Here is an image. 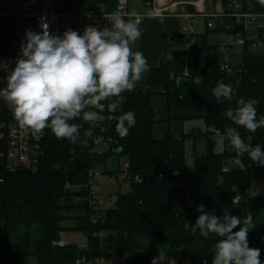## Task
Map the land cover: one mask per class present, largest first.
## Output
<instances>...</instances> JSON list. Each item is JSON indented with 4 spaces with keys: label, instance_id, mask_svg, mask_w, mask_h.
Here are the masks:
<instances>
[{
    "label": "trees",
    "instance_id": "16d2710c",
    "mask_svg": "<svg viewBox=\"0 0 264 264\" xmlns=\"http://www.w3.org/2000/svg\"><path fill=\"white\" fill-rule=\"evenodd\" d=\"M60 1L62 9L76 12L99 6L112 13L118 4V0ZM206 2L210 13L226 15L236 3L242 13L264 15L261 0ZM187 9L195 12L193 6ZM213 21L214 29L208 27L209 20L202 19L194 35L181 31L177 34L183 45L194 38L192 51L197 53L187 76L186 53L177 44L168 45L160 66L147 73L148 86L161 88L168 112H203L200 118L206 132L195 130L177 138L169 131L163 139H156L153 129L157 121L152 105L155 95L149 91H125L110 98L122 99L113 121L99 118L94 125L82 117L70 121L81 125L76 144L57 139L50 129H44L40 141L42 157L36 170H11L5 145H0V264H75L81 258L92 262L112 257L120 258L122 264H153L160 253L178 264L185 260L191 264L207 260L212 264L215 245L222 238L210 234L205 239L199 230L192 233L184 227L186 222L195 223L201 214L196 210L200 204L217 217L229 213L243 220L251 213L255 226L249 230L248 244L260 249L259 259L264 264V193L250 197L247 186L251 175L260 170L264 173V166L252 162L247 153L238 156L225 135L226 128L235 127L245 143H259L264 151V127L252 133L223 115L228 108L238 107L237 101L243 98L255 106L257 121L264 117V30H257L254 41L262 43L261 51L253 50V42L247 41L238 60L230 63L228 54L219 52L223 44L212 43L210 37H234L238 32L245 36L244 26L228 17ZM0 57L13 58L9 26L0 25ZM227 62L233 71L230 75L222 71ZM7 76L6 70H0V89L6 87ZM219 82L232 86L231 101L220 104L214 99L212 92ZM91 110L99 114L97 109ZM129 111L135 114L136 123L121 137L116 124ZM12 121L10 104L0 98V132H7ZM89 127H94L93 135L85 137L83 132ZM218 133L225 137L223 153L215 152ZM203 140L205 152L198 156L197 146ZM188 142L193 143L192 170L187 167ZM121 158L128 164L129 179L125 183L129 190L116 195L114 209L93 205L96 198L92 196V178L99 168L106 170ZM122 172L117 168L104 174L112 177ZM237 197L241 199L239 205L233 203ZM188 198L196 205H190ZM238 230L239 226L233 229ZM67 231L85 233L88 249L61 245Z\"/></svg>",
    "mask_w": 264,
    "mask_h": 264
},
{
    "label": "clouds",
    "instance_id": "9594fccd",
    "mask_svg": "<svg viewBox=\"0 0 264 264\" xmlns=\"http://www.w3.org/2000/svg\"><path fill=\"white\" fill-rule=\"evenodd\" d=\"M130 15L135 17L136 13ZM41 28L40 33L25 30L21 55L6 78V87L0 89V98L13 106L19 127L30 129L36 139L42 138L48 128L57 139L76 144L81 125L70 121L82 117L94 125L99 114L91 109H102V102L133 91L142 75L151 70L143 53L132 49L142 34L139 22L126 21L117 12L111 16V27L102 30L86 25L83 34L68 29L63 36H56L49 32L46 17L41 18ZM212 95L222 104L233 99L234 90L230 84L219 82ZM237 104L235 109L223 112L228 120L252 133L264 127V117L257 121L252 102L241 98ZM135 123V114L129 111L118 118L116 131L125 137ZM93 131L94 127H89L83 135L91 137ZM225 135L238 156L247 153L252 162L264 166V151L259 143H245L235 127L226 128ZM196 210L201 214L194 224L186 222L185 229L192 233L199 230L205 239L210 234L222 238L215 245L212 264H261L260 249L248 244L249 230L255 226L251 213L242 220L229 213L217 217L205 211L203 204ZM158 261H163L162 253L153 259V264Z\"/></svg>",
    "mask_w": 264,
    "mask_h": 264
},
{
    "label": "built area",
    "instance_id": "2783aa9c",
    "mask_svg": "<svg viewBox=\"0 0 264 264\" xmlns=\"http://www.w3.org/2000/svg\"><path fill=\"white\" fill-rule=\"evenodd\" d=\"M135 1L142 2L143 0ZM171 2V0H167L165 5H160L158 2V7L155 6L146 13H139L133 7V0H118L116 11L109 13L99 6H95L89 10H82L80 12L64 10L61 7L60 0H0V25L9 26L11 30L13 51V58L7 59V64L3 69L9 74L15 67L16 59L21 55V44L25 42L26 29L37 33L43 31L41 28L42 17L47 18L49 32L56 36H63L65 31L68 29H72L80 34H83V30L86 25H92L100 28L101 30L104 28H110L111 16L113 13L117 12L120 13L126 21L128 19L137 20L139 22V27L142 25L143 20L146 17L161 19L168 15H175L184 21L181 32L187 35L195 34L196 27L200 25V21L202 19L209 20L208 27L210 29H214L216 24L213 20L228 17L233 18L239 25L243 24L245 36L238 32L234 37H229L231 40L228 41L227 44L221 45L219 48V52L221 54H228V49L231 48L241 49L247 44V41L253 42L252 49L256 51L262 44L254 41L257 39V30H264V15L242 13L240 12L239 5L236 3L229 7L230 12L228 14L222 15L218 12L210 13L207 8L206 10L200 11L197 4L193 2H185V0L181 1V3L175 5H178L179 9L174 8L175 6H170L169 3ZM204 4L206 5V3ZM209 5L211 6V3H209ZM188 6H193L195 8V12H190L187 9ZM133 12L136 13L135 17L130 15ZM227 28L233 29L232 26H228ZM167 43L168 45L177 44L185 50V76H187L188 66L193 61L194 56L197 53L192 51L194 38H191L186 45H183L181 37L177 35L168 38ZM222 71L229 75L232 74L233 71L229 62L222 65ZM121 103V98L109 99V101L104 104L102 109H97L99 111L100 120L108 122L113 121V114L117 111ZM10 107L13 114V106L11 104ZM104 113H107V115ZM218 136H220L219 133ZM40 141L41 138L36 139L30 129H21L13 115V121L7 132H0V145L2 143L5 145L6 158L9 163V168L13 171L20 169L36 170L42 157ZM234 163L240 166L241 169H244L239 161H235ZM127 169L128 164H125L124 171L122 173L110 177L111 183L114 180H118L119 182H125L128 180L129 177ZM225 171L227 172L228 170L226 169ZM97 175L98 173L95 174L91 180L92 189ZM92 191V196L96 198L95 190L93 189ZM95 203L97 202H92L93 205ZM188 203L192 206L196 205V202L190 198H188ZM84 248L88 249V245H84ZM75 264H99V262H89L86 258H81L76 261Z\"/></svg>",
    "mask_w": 264,
    "mask_h": 264
},
{
    "label": "rangeland",
    "instance_id": "374dc122",
    "mask_svg": "<svg viewBox=\"0 0 264 264\" xmlns=\"http://www.w3.org/2000/svg\"><path fill=\"white\" fill-rule=\"evenodd\" d=\"M171 1L172 2L169 3V5L175 6L176 4L181 3V1H184V0H171ZM199 1L202 2V7H203L202 9H200V11L206 10L207 5L204 4V3H207L206 0H185V2H193L195 4H198ZM158 2L157 0H143L142 1L143 5L141 7L142 9L139 8V10L142 12L144 9L146 10L148 8H154L155 6L158 7V5L160 4V3L158 4ZM137 7H140V6L137 5ZM174 8L179 9V6L177 5ZM230 40L231 38L225 35H212L210 37V41L212 43H220L223 45L227 44V42ZM258 51H261V48H258ZM228 54L229 55H227L226 57L227 60L230 63H233L238 60V57L241 54V50L239 48L238 49L231 48L229 49ZM3 65H4V59L0 57V66L3 67ZM157 116L158 117L160 116L159 112L157 113ZM195 130H199L200 132H203V133L206 132L207 129H206L205 123L201 120H196V121L185 123L184 125L185 133H191ZM215 139L217 143L215 152L223 153L225 149V144H224L225 137L215 136ZM187 150L189 153L187 167L188 169L192 170L194 168V159L192 158L194 150H193L192 142L187 143ZM197 152H198V156H202V154L205 152V141L204 140L200 141V143L198 144ZM126 162L127 161L125 158H121L117 162H112L106 168V170L103 168H99L98 175L96 176L94 183H93L94 184L93 189L96 192V200H93L92 202L96 201L104 209H114L116 207V204H117L116 195L119 192H127L129 190V186L125 182H119L118 180H114L111 183L110 177L107 174H104V172L110 171V170H117V168L124 171ZM247 186H248V194L250 197L263 194L264 193V173L263 171L260 170L259 173L251 175L248 178ZM62 238H63V241L66 242V244H74L80 247L81 249L88 242L87 235L81 231H67L62 235ZM98 262L99 264H122V260L116 257L100 259ZM31 264H36V263L32 262ZM157 264H178V263L173 259L163 258V261L162 262L158 261ZM181 264H191V262L189 260H185V261H182Z\"/></svg>",
    "mask_w": 264,
    "mask_h": 264
},
{
    "label": "crops",
    "instance_id": "0c3cea01",
    "mask_svg": "<svg viewBox=\"0 0 264 264\" xmlns=\"http://www.w3.org/2000/svg\"><path fill=\"white\" fill-rule=\"evenodd\" d=\"M137 5L140 7H137ZM142 5V2L133 0V7L137 12L140 11L139 8ZM150 9L152 8L144 9L139 13H146ZM183 24L184 21L175 15H168L161 19L155 17L144 18L142 25L139 27L142 34L136 43L132 45L133 51L142 52L150 68L159 67L165 51L168 48L167 39L177 35L181 31ZM2 59H4V65L3 67L0 66V70L7 64V59L4 57ZM147 73L142 75L141 80L137 82L135 89L131 92L139 93L149 91L155 95L152 99V105L155 112V120L157 121L153 129L156 139H163L169 131L179 138L185 133V123L196 120L203 121L200 118L203 115L201 111H173L169 113L166 107V99L161 95V88L148 86ZM158 112L159 117L157 116ZM61 245L69 244H66L62 238Z\"/></svg>",
    "mask_w": 264,
    "mask_h": 264
},
{
    "label": "bare ground",
    "instance_id": "6f19581e",
    "mask_svg": "<svg viewBox=\"0 0 264 264\" xmlns=\"http://www.w3.org/2000/svg\"><path fill=\"white\" fill-rule=\"evenodd\" d=\"M158 1H159V3L161 5H165V3H166L167 0H158ZM197 7H199V8L202 7V2L201 1L198 2Z\"/></svg>",
    "mask_w": 264,
    "mask_h": 264
},
{
    "label": "water",
    "instance_id": "95a60500",
    "mask_svg": "<svg viewBox=\"0 0 264 264\" xmlns=\"http://www.w3.org/2000/svg\"><path fill=\"white\" fill-rule=\"evenodd\" d=\"M240 200H241L240 197H237V199H236L237 202H236L235 204H236V205H239Z\"/></svg>",
    "mask_w": 264,
    "mask_h": 264
}]
</instances>
